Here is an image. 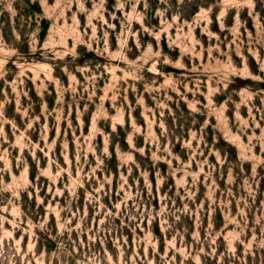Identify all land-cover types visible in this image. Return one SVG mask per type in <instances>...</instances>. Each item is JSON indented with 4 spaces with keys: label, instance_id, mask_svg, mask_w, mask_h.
<instances>
[{
    "label": "rangeland",
    "instance_id": "374dc122",
    "mask_svg": "<svg viewBox=\"0 0 264 264\" xmlns=\"http://www.w3.org/2000/svg\"><path fill=\"white\" fill-rule=\"evenodd\" d=\"M0 264H264V0H0Z\"/></svg>",
    "mask_w": 264,
    "mask_h": 264
},
{
    "label": "trees",
    "instance_id": "16d2710c",
    "mask_svg": "<svg viewBox=\"0 0 264 264\" xmlns=\"http://www.w3.org/2000/svg\"><path fill=\"white\" fill-rule=\"evenodd\" d=\"M184 107L185 109L190 112L186 107V105L184 104ZM119 137L121 139V142L126 145V134H119ZM111 152H112V158H108L105 160V162L107 163V165H109L110 167V171H113L115 174H117L118 172V163H117V157L115 155V150H114V145L112 144V147H111ZM110 162V163H108ZM31 178L34 180V172L33 174L31 175ZM50 242V244H52V241L51 240H48ZM53 245V244H52Z\"/></svg>",
    "mask_w": 264,
    "mask_h": 264
}]
</instances>
